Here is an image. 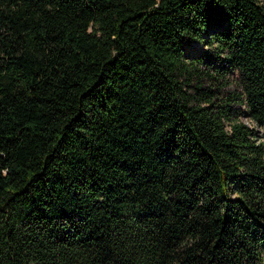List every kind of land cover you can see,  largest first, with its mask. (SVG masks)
Segmentation results:
<instances>
[{
	"label": "trees",
	"instance_id": "16d2710c",
	"mask_svg": "<svg viewBox=\"0 0 264 264\" xmlns=\"http://www.w3.org/2000/svg\"><path fill=\"white\" fill-rule=\"evenodd\" d=\"M0 264H264V2L0 0Z\"/></svg>",
	"mask_w": 264,
	"mask_h": 264
},
{
	"label": "rangeland",
	"instance_id": "374dc122",
	"mask_svg": "<svg viewBox=\"0 0 264 264\" xmlns=\"http://www.w3.org/2000/svg\"><path fill=\"white\" fill-rule=\"evenodd\" d=\"M260 1L264 2V0H260ZM194 48H195V50H205L206 49V47L204 45L196 44V43L192 44V49H194ZM203 82H204V84H203L204 86L209 84V82L207 80H203ZM234 89H235V87L231 86V85L225 87V90H228V91H233ZM241 118H242L243 121H245V117L244 116H242Z\"/></svg>",
	"mask_w": 264,
	"mask_h": 264
}]
</instances>
